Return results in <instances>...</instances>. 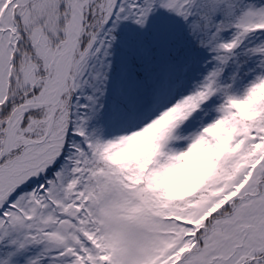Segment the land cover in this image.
Returning a JSON list of instances; mask_svg holds the SVG:
<instances>
[{
    "label": "snow or ice",
    "instance_id": "1",
    "mask_svg": "<svg viewBox=\"0 0 264 264\" xmlns=\"http://www.w3.org/2000/svg\"><path fill=\"white\" fill-rule=\"evenodd\" d=\"M0 264H264V0H0Z\"/></svg>",
    "mask_w": 264,
    "mask_h": 264
}]
</instances>
